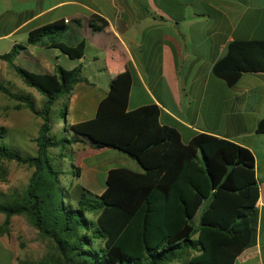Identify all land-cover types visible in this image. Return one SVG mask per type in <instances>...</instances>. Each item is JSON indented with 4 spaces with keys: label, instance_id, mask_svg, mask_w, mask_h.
I'll use <instances>...</instances> for the list:
<instances>
[{
    "label": "trees",
    "instance_id": "obj_1",
    "mask_svg": "<svg viewBox=\"0 0 264 264\" xmlns=\"http://www.w3.org/2000/svg\"><path fill=\"white\" fill-rule=\"evenodd\" d=\"M65 30L62 22L37 28L29 32L27 43L54 40ZM53 46L71 59L84 51V42ZM23 48L15 46L0 59L45 102L37 108L28 95L13 93L0 82V93L18 103L15 110L25 106L42 121L35 156L0 144V161L32 169L21 195H0L5 218L0 230L13 216H26L38 234L53 243L54 264H234L255 243L259 189L249 150L207 134L183 144L175 129L159 123L157 106L129 111V92L114 85L94 118L66 127L72 138H57L51 134L52 108L80 81V68L29 72L13 65ZM245 74H264V40L231 42L226 56L212 68V75L228 87ZM5 132L0 128V138ZM256 133L264 134V119ZM76 143L123 152L143 173L113 169L100 195L80 185L70 191L54 165L63 154L52 156L51 150ZM72 170L77 176L73 164Z\"/></svg>",
    "mask_w": 264,
    "mask_h": 264
},
{
    "label": "crops",
    "instance_id": "obj_2",
    "mask_svg": "<svg viewBox=\"0 0 264 264\" xmlns=\"http://www.w3.org/2000/svg\"><path fill=\"white\" fill-rule=\"evenodd\" d=\"M57 22L66 27L62 35L27 43L30 31ZM249 40H264V0H0V56L23 46L13 65L29 72L80 68V81L57 101L66 107L64 129L94 118L114 85L129 92V111L157 106L159 123L175 129L183 144L207 134L251 152L259 189L256 241L234 264H264V134L256 133L264 119V74H245L228 87L212 75V68L226 56L231 42ZM80 42L84 51L78 59L53 46ZM8 73L14 74L11 82L21 92L4 80ZM0 82L13 93H25L26 85L2 59ZM37 94L24 95L33 101L36 97L42 106L45 98ZM16 104L0 93V128L9 132V120L24 116L35 122L39 133L40 118L25 106L15 110ZM67 147L74 157V177L84 187L100 186L97 195L104 191L110 170L143 173L137 162L116 149L79 143ZM4 219L0 214L1 225ZM8 250L13 248L4 230L0 255Z\"/></svg>",
    "mask_w": 264,
    "mask_h": 264
},
{
    "label": "rangeland",
    "instance_id": "obj_3",
    "mask_svg": "<svg viewBox=\"0 0 264 264\" xmlns=\"http://www.w3.org/2000/svg\"><path fill=\"white\" fill-rule=\"evenodd\" d=\"M13 75L14 74L11 75V73H8L5 76L3 75V78L4 80L11 82ZM8 84L15 92H21V88L14 81L11 82L12 85L10 83ZM25 88V90L23 89V92H25L23 94L29 93L34 95L35 93H38L33 88L27 86H25ZM37 95L40 94L38 93ZM39 97L44 99L41 95ZM34 102L36 107H41L39 106L40 103L36 97ZM63 109L61 102H57L52 108L51 134L57 138L66 137L70 139L73 137L72 134L68 133V130H64ZM39 121L40 127L42 121L41 119H39ZM9 123L13 127L9 132H5L3 138H0V144L4 143L20 152L22 155L35 156L37 153L35 139L36 136H38V133L36 134L38 130L36 129L35 122L24 116H15L9 120ZM71 148L73 147L71 146ZM71 148L65 147L52 149L51 155L53 154L58 157L63 154V156H65L64 162L61 160L62 157L59 156L60 159L55 160L54 165L58 167L61 172V184L68 189L71 187L70 191H73L76 186L81 185L82 183L72 174L71 165L74 164V157L69 151ZM31 172L32 169L26 165L18 164L14 161L1 160L0 195L9 196L12 193L21 195L27 186ZM101 186H104V182ZM85 188L94 194H99L97 192L100 190V186L94 185V187L87 186ZM1 216L4 217L2 214ZM90 217L93 218L92 215H90ZM1 226L0 229H2ZM4 230H7V237L13 251L8 250L1 253V264H54L55 250L53 243L49 239L40 236L26 216H13L12 220H10V224ZM4 230H0V232L3 233ZM14 254L16 258H14ZM173 264L179 263L174 262Z\"/></svg>",
    "mask_w": 264,
    "mask_h": 264
}]
</instances>
